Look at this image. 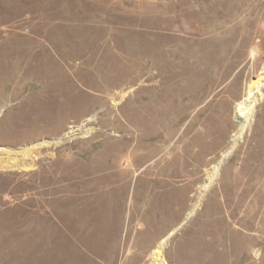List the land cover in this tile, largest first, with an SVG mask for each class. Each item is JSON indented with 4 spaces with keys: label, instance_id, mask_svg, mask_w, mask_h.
Segmentation results:
<instances>
[{
    "label": "rangeland",
    "instance_id": "rangeland-1",
    "mask_svg": "<svg viewBox=\"0 0 264 264\" xmlns=\"http://www.w3.org/2000/svg\"><path fill=\"white\" fill-rule=\"evenodd\" d=\"M263 71L264 0H0V264H200L191 249L199 252L215 217L237 231L232 264H258L264 215L250 247L242 217L250 198L235 218L228 203L248 144L264 187V94L231 143L237 104ZM177 73L204 93L191 108L192 90L174 103L179 130L206 127L216 146L177 184L188 185L179 220L169 226L144 189L129 226L126 213L94 214L93 168L102 174L113 161L105 150L123 135L124 105L148 104L140 86Z\"/></svg>",
    "mask_w": 264,
    "mask_h": 264
},
{
    "label": "bare ground",
    "instance_id": "bare-ground-1",
    "mask_svg": "<svg viewBox=\"0 0 264 264\" xmlns=\"http://www.w3.org/2000/svg\"><path fill=\"white\" fill-rule=\"evenodd\" d=\"M155 78L159 79L154 81ZM150 80L151 83L138 89L148 90L150 93L148 104H140L135 108L129 107L130 102L124 105L121 114L124 124L123 135L118 139V144L121 146L118 147L116 141L108 142L105 153L109 154L113 161L103 169L102 174L99 167L93 168L94 176L88 195L90 200L87 202L94 214H101L107 219H110L116 211L121 215L126 213L127 219H125L129 226L135 211L132 200L139 197V192L144 189L146 202L151 201L153 210L156 209L155 212L163 218H168V225L173 226L179 220L174 215L181 210V200L188 187L187 183L182 187L177 184L192 176L188 165L198 168L199 160L216 150V146L213 140L207 138L206 127L201 133L194 132L191 125L180 131L179 124L182 119L176 116L175 119L173 118L174 103L180 101L187 91L192 90V86L184 85L179 73L166 78L158 75L151 77ZM201 92V90L197 92L192 90L190 95L187 94L192 101L189 108L201 100L204 95ZM263 94L264 71L254 79L247 98L237 104L236 118L240 127L231 140L233 145L237 144L243 131L246 130L253 109ZM130 110L133 111L132 116L128 113ZM261 153L262 150L256 152L255 156L263 157ZM121 156L126 159L123 161L124 166L119 167L118 163H115L118 161L115 160ZM253 158L254 153L248 144L238 174L231 182L232 188L229 191L232 197L235 195L237 201L234 202V199L230 198L228 203H234V209L229 216L235 218L236 209L243 206L246 198H250L249 207H245L244 210L246 214L242 216L248 219V231L254 232L248 237L250 247H256V242L261 237L260 222L264 215V208H261L264 187L261 189L257 186L263 177L254 172L253 165H248ZM216 171L215 167L208 174V182ZM220 187L223 191L228 189L225 182H221ZM129 196H131L130 207L127 206ZM61 223L63 224V220ZM237 237V231H226L218 218H211L203 225L199 252L196 253L191 249L190 258L198 259L200 264H221V258H225L224 261L229 264L235 263L240 250L237 248ZM258 259V264L264 261L263 252Z\"/></svg>",
    "mask_w": 264,
    "mask_h": 264
}]
</instances>
